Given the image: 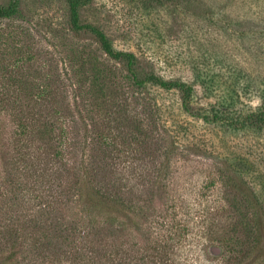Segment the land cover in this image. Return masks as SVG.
I'll return each instance as SVG.
<instances>
[{"label":"rangeland","instance_id":"obj_1","mask_svg":"<svg viewBox=\"0 0 264 264\" xmlns=\"http://www.w3.org/2000/svg\"><path fill=\"white\" fill-rule=\"evenodd\" d=\"M87 1L81 24L102 30L117 50L135 54L141 77L146 67L165 81L190 84L191 111L184 110L176 89L134 87L123 63L110 59L91 32L72 29L66 0H20L18 16L0 21V90L4 77L12 80V91L64 86L90 136L98 128L118 134L123 124L140 123L142 135L136 137L143 149L129 175L142 174L138 193L144 205L154 177L163 173L166 192L150 221L165 218L160 223L168 235L183 229L170 255L180 253L187 264L233 263L238 243L251 236L245 230L250 202L235 177L264 193V130L236 129L213 117L221 112L242 120L264 110V0ZM10 3L0 0V7ZM20 60L30 64L18 71ZM235 85L238 98L232 101ZM168 137L178 150L161 171L163 153L156 150ZM136 182L131 178L129 188ZM127 197L136 201L134 193ZM214 247L224 255H213Z\"/></svg>","mask_w":264,"mask_h":264},{"label":"trees","instance_id":"obj_2","mask_svg":"<svg viewBox=\"0 0 264 264\" xmlns=\"http://www.w3.org/2000/svg\"><path fill=\"white\" fill-rule=\"evenodd\" d=\"M66 1L72 29L91 32L110 59L123 63L134 87L151 84L176 89L184 110L191 111L194 90L190 84L165 81L146 67L141 77L135 54L117 50L102 30L81 24L80 11L88 1ZM19 5L20 0H11L0 7V21L16 18ZM28 62L20 60L14 68L20 71ZM13 85L4 77L0 90V264L40 260L48 264H187L180 253L170 255L172 248L179 247L183 229L171 228L175 233L168 235L166 223H160L165 218L150 221L157 198L166 192L163 173L154 177L144 205L138 193L142 174L129 175L137 169V153L143 149L136 137L142 135L141 124H123L116 129L118 134L109 126L98 128L90 136L87 126L80 127L81 116L77 108H71L64 86L47 84L36 93L12 91L8 87ZM234 87L232 101L238 98ZM221 115L216 114L214 121H225L236 129L264 130L263 109L242 120ZM201 118L212 120L207 115ZM161 133L169 134L165 127ZM162 144L156 151L163 153L161 171H166L178 146L170 137ZM131 178L137 182L129 188ZM236 178L250 202L251 218L245 230L251 236L246 243H238L233 263L228 260V264H264V193L241 175ZM129 193L135 194L134 203Z\"/></svg>","mask_w":264,"mask_h":264},{"label":"water","instance_id":"obj_3","mask_svg":"<svg viewBox=\"0 0 264 264\" xmlns=\"http://www.w3.org/2000/svg\"><path fill=\"white\" fill-rule=\"evenodd\" d=\"M211 252L213 255H220L222 253V249L214 247L211 248Z\"/></svg>","mask_w":264,"mask_h":264}]
</instances>
